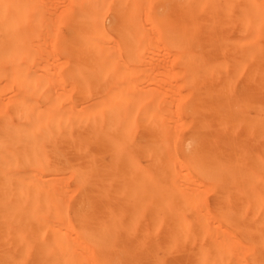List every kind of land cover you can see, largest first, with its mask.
I'll list each match as a JSON object with an SVG mask.
<instances>
[{"label": "bare ground", "instance_id": "bare-ground-1", "mask_svg": "<svg viewBox=\"0 0 264 264\" xmlns=\"http://www.w3.org/2000/svg\"><path fill=\"white\" fill-rule=\"evenodd\" d=\"M0 264H264V0H0Z\"/></svg>", "mask_w": 264, "mask_h": 264}]
</instances>
